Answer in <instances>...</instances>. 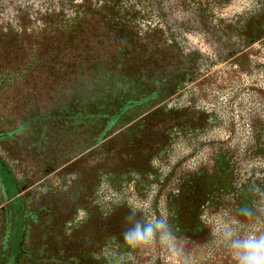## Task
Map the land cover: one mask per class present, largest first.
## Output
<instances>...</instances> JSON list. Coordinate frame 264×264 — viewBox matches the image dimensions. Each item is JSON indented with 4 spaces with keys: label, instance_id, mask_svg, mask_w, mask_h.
Returning a JSON list of instances; mask_svg holds the SVG:
<instances>
[{
    "label": "flooded vegetation",
    "instance_id": "obj_1",
    "mask_svg": "<svg viewBox=\"0 0 264 264\" xmlns=\"http://www.w3.org/2000/svg\"><path fill=\"white\" fill-rule=\"evenodd\" d=\"M114 1L7 0L9 17L23 27L18 37L28 60L20 63L15 44L14 65L24 68L12 90L11 119L0 127V166L10 176H0V264H35L39 250L58 255L78 243L81 235L61 230L83 218L79 208L88 206L100 176L165 144L179 148L180 129L199 127L212 113L226 123L229 101L241 99L213 82L228 62L190 40L181 54L164 52L161 37L147 38L145 27L128 20L131 13L111 12ZM48 18L80 31L38 29ZM124 22L137 28H112ZM10 159L20 166L13 172Z\"/></svg>",
    "mask_w": 264,
    "mask_h": 264
},
{
    "label": "trees",
    "instance_id": "obj_2",
    "mask_svg": "<svg viewBox=\"0 0 264 264\" xmlns=\"http://www.w3.org/2000/svg\"><path fill=\"white\" fill-rule=\"evenodd\" d=\"M249 1L248 8L230 14L224 10L234 0H115L110 5L113 8H109L112 13H131L128 20L145 27V34L150 32L147 38L161 37L158 44L166 53L185 52L190 40L200 51L216 55L251 77L255 71L264 73V0ZM11 3L0 0L3 68L0 69V127L11 119L8 112L14 103L12 90L19 83L17 73L24 68L14 65L19 61L14 57L15 44H21L18 34L23 27L17 28L9 17L6 10ZM41 21L38 29L48 27L50 33L61 31L57 35L80 31L75 23L61 27L51 18ZM129 23L112 28L123 33L128 28H137ZM257 30L261 32L260 46L255 50L252 39ZM147 44L149 48L157 43ZM19 50L23 51L20 63L28 60L27 50L21 45ZM260 102L264 103V99ZM247 124L248 139L237 142L236 126L231 128L219 114L212 113L199 127L180 129L176 140L179 148L165 144L158 151L142 155L136 163L132 160L116 171L105 172L100 176L95 195L87 200L88 206L79 208L83 210V218L61 230L73 237L81 235L82 239L64 247L58 255L53 251H37L35 264H115L119 256H123L122 264H176L159 245L132 249L126 244L123 231L127 227L129 204L143 209L147 215L167 216L192 264H234L216 230L228 223L246 229L250 222L239 216V209L264 207V116ZM226 132L229 134L222 136ZM9 149L10 146H4V153ZM199 156L203 159L199 160ZM145 159L150 160L149 164ZM152 159L158 160L157 165L151 163ZM7 166L12 172L13 167H20L12 159L7 161ZM0 170L7 174L1 166ZM29 231L34 233L33 228Z\"/></svg>",
    "mask_w": 264,
    "mask_h": 264
},
{
    "label": "clouds",
    "instance_id": "obj_3",
    "mask_svg": "<svg viewBox=\"0 0 264 264\" xmlns=\"http://www.w3.org/2000/svg\"><path fill=\"white\" fill-rule=\"evenodd\" d=\"M128 209L123 239L130 248L144 249L159 245L176 264H192L167 216L147 215L143 209L132 204L128 205ZM239 216L250 222L248 227L241 229L237 224H225L219 233L220 243L230 252L234 264H264V207H242ZM122 261L123 256H119L115 264H122Z\"/></svg>",
    "mask_w": 264,
    "mask_h": 264
},
{
    "label": "rangeland",
    "instance_id": "obj_4",
    "mask_svg": "<svg viewBox=\"0 0 264 264\" xmlns=\"http://www.w3.org/2000/svg\"><path fill=\"white\" fill-rule=\"evenodd\" d=\"M250 5L249 0H234V2L227 9L224 10L225 14H230L238 11H242ZM220 70V71H219ZM214 83L222 82L219 87L226 88L231 96L235 98V92L239 93L241 99L232 103L231 116L226 115V120L228 125L233 128L236 126L238 132H234L237 142H243L248 139L249 126L248 122L253 118H258L259 116H264V103L260 102V99H264V73L260 72L254 76L247 77L241 74L234 66L220 67L215 73ZM223 79V81H221ZM242 86L240 85V83ZM261 93V94H259ZM230 104L228 107H230ZM222 106H224L222 104ZM223 108V107H222ZM224 109V108H223ZM223 133L222 136H225ZM229 134V133H228ZM227 134V135H228ZM234 137V136H233ZM239 144V143H237ZM198 159H203L199 156ZM0 175L5 182L9 181V176L5 171L0 170ZM223 228H218L216 230L217 235L222 231Z\"/></svg>",
    "mask_w": 264,
    "mask_h": 264
}]
</instances>
